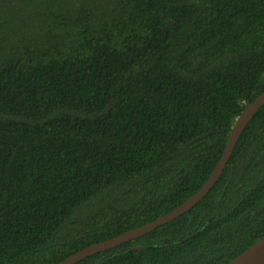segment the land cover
<instances>
[{"label":"trees","instance_id":"16d2710c","mask_svg":"<svg viewBox=\"0 0 264 264\" xmlns=\"http://www.w3.org/2000/svg\"><path fill=\"white\" fill-rule=\"evenodd\" d=\"M264 91V0H0V264H58L198 191ZM264 236V104L209 193L77 264H226Z\"/></svg>","mask_w":264,"mask_h":264},{"label":"water","instance_id":"95a60500","mask_svg":"<svg viewBox=\"0 0 264 264\" xmlns=\"http://www.w3.org/2000/svg\"><path fill=\"white\" fill-rule=\"evenodd\" d=\"M263 104L264 91L258 97H256L250 104H248L240 113V115L235 119L234 124L229 132L225 149L216 167L211 172L202 187L198 191H196L190 198H188L184 203H182L180 206H178L176 209L169 212L168 214L144 226L129 230L117 237L108 239L98 244L91 245L85 249L78 251L74 255L68 257L67 259L58 264H77L80 261L90 257L91 255L115 248L121 244L142 237L150 233L151 231L157 229L158 227L166 224L167 222L172 221L173 219H176L179 216L188 212L200 200H202L214 187L220 175L222 174L224 167L230 159L232 150L236 145L241 133L243 132L249 121L255 116L257 111L261 108V106H263ZM226 264H264V236H262L245 251H243L241 254H239Z\"/></svg>","mask_w":264,"mask_h":264}]
</instances>
